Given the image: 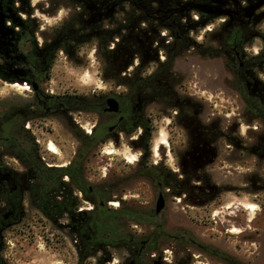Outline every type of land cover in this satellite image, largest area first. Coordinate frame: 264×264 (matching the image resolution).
I'll list each match as a JSON object with an SVG mask.
<instances>
[{
    "label": "rangeland",
    "instance_id": "rangeland-1",
    "mask_svg": "<svg viewBox=\"0 0 264 264\" xmlns=\"http://www.w3.org/2000/svg\"><path fill=\"white\" fill-rule=\"evenodd\" d=\"M49 1L30 0L34 9H37L33 15L44 23V28L53 26L67 13L62 9L60 13L48 16L45 7ZM184 1L189 0H180L178 6ZM207 5L211 6L208 3ZM109 9L112 11V7ZM129 13L128 8H125L123 16L120 17V42L116 47L111 45L115 36L112 39L104 37L99 40H87L80 55L74 58L58 55L50 70L51 80L44 87L48 94L53 92L86 96L112 90L128 96L135 81L140 79L143 85L137 87L141 90V95L156 98L157 104H160L163 94L162 101L168 111L175 107V103L190 101L201 126L199 132L206 134L203 140L207 142L205 145H208L205 147H209L206 149L211 150V155L215 151L211 163L200 168L196 174L201 178L199 185H206L208 189H205V192L209 194H205L202 199L197 198L194 195L196 191L192 189L196 182L192 179L189 183H182L176 177L168 178L167 183L174 186L178 192L175 194L171 189L159 187L155 178L151 180L148 176L137 174L140 168L149 163L161 164L167 173L175 171L176 175L180 174L176 151L184 145L186 133L167 115L163 116L164 119L152 141L153 155L147 159L141 156L143 152L140 147L133 148L124 136L120 137L118 144L114 139L103 148L96 144L83 166L85 180L95 193L89 195L87 204H81V208L92 210L93 203L98 202L97 194L106 193L107 209L123 207L143 214L153 213L160 192L164 197L165 206L159 215L141 225H136L133 221L123 223L125 235L147 237L157 232V229L164 233L157 243L156 250L143 255L142 264H152L156 261L163 264H223L209 254L198 251L189 245L187 240L179 242L175 237L193 238L211 249L236 258L244 255V261L249 264H264V246L260 248L257 244L256 238L259 237L256 234L259 232L254 231L251 225L253 218H260L258 224L264 227V162L260 163L259 158L250 152L246 158H240L238 153L234 154L228 149L227 146H232V143L224 141L223 138L219 141H209L210 137L207 135L212 137V134H231L243 140L250 139L248 143H252L259 133H264V112L261 121L256 117L258 113H251L244 107L234 78L222 57L206 58L189 50L176 57L171 69L167 71L160 64L165 58L163 43L170 42L168 33L163 29L160 32L165 36L161 37L154 58L149 55L144 44L146 40L141 33L137 32L135 43L130 46L127 41L130 30ZM221 13L222 16L214 17L192 9L187 11L186 16L179 13L178 18L183 22L184 18L196 21L201 17L210 22L205 28L203 24L199 33L191 36L201 42L203 35L211 32L213 35L210 45L217 47L222 39V27L219 25H225L221 24L225 13ZM26 15L28 13L24 14ZM111 26L112 23L109 27ZM140 43H143L144 47L138 52ZM258 46L256 40L247 44L244 48L247 57L255 55ZM109 47L114 48L110 54L112 57L106 53ZM136 53L148 64L145 70H130L133 63H139L138 58L133 59L134 62L130 61L131 56ZM153 64H158L159 67L150 76H145L151 71ZM116 65H121L122 69L114 71L113 66L117 67ZM1 67L15 71L16 65L11 62ZM253 73L264 82V70L257 69ZM125 78L129 80L124 81ZM144 79L149 83L145 84ZM252 83L255 86L254 81ZM30 95L28 86L20 85L15 79H3L0 71V121L5 107L16 106L21 100H28ZM97 120V115L93 113L39 120L34 137L39 146L41 160L49 167L67 166L78 150L81 137L94 132ZM209 124H214L215 127L204 130ZM50 144L56 148V152L49 149ZM162 145L166 149V156L159 152ZM8 163L16 166L13 160H8ZM148 170L152 171L149 168ZM211 187H214L215 191H210ZM28 219L33 220V229L23 232L9 230L6 233L3 252L6 264H78L74 238H69L64 231L53 228L40 215L30 214ZM241 231H244L247 240L245 244L240 243ZM258 250L263 251L260 256L255 257ZM128 257L127 248L122 246L118 249H108L105 255L103 252L98 253L84 264H100L98 261L101 258H104L102 264H122Z\"/></svg>",
    "mask_w": 264,
    "mask_h": 264
},
{
    "label": "flooded vegetation",
    "instance_id": "flooded-vegetation-1",
    "mask_svg": "<svg viewBox=\"0 0 264 264\" xmlns=\"http://www.w3.org/2000/svg\"><path fill=\"white\" fill-rule=\"evenodd\" d=\"M179 1L50 0L49 4L45 7L48 16L60 13L62 9L66 10L67 13L53 26L44 28L42 26L44 23L33 15L37 9H34V5H31L30 0H0V66H7L11 62H14L16 65L15 71H13L14 69L8 71L1 67V77L5 80L15 79L20 85L28 86L31 94L28 100H21L16 106L5 107V110L2 111L1 120L3 122H1V128L6 125L12 126L13 123L16 124L17 132L19 133L17 145L19 154L17 158L8 156V147L12 145L10 144L11 139L8 136L9 129H6V131L2 129L0 134V264H6L3 257L6 233L9 230L23 232L33 229V220L28 219V215L30 214L40 215L43 218L40 210L31 202L33 195L29 191L30 167L25 164L26 162L22 153V148L27 144L29 138L36 144V149H39L37 140L34 137V130L37 128L36 123L39 120L49 118L56 119V117L72 116V114H87L83 110L67 112L61 109L60 106L56 107L53 104H49L52 97L76 95L69 93H47V89L44 86L51 80L50 70L55 63L56 57L62 54L73 58L79 56L83 47L86 46L87 40H99L104 37L112 39L115 36L112 39L111 45L116 47L120 42L119 38L121 34L119 20L124 14V9L128 8L130 11V30L127 35L128 43H130V46L133 45L137 32L141 33L146 40L144 44L147 47L149 55L151 58H154L161 37L165 36L161 34L160 30L166 26L167 21H171L174 24L178 18L176 15L179 13L174 15L172 9L174 8L173 6H178ZM198 1L201 0H196L195 2ZM203 1L213 6V15L221 12L225 13L221 24H225L226 27L231 28L238 26L241 29L245 46L254 40L258 42V51L255 55L261 57L258 69L264 70V0ZM109 7H112V11ZM25 13H28V15L24 16ZM110 23L113 26L109 27ZM219 26L222 27L223 25ZM164 31L166 32V30ZM144 44L140 43L138 52L143 49ZM113 49L109 47V50ZM137 58L139 59V63H133V68L130 70L133 71L137 68L145 70L148 64H145L144 60L139 58L137 53L131 56L130 61L134 62L133 59ZM241 58L246 61L249 59L244 49ZM116 66H113L114 71L122 69V67L120 68L121 65ZM129 67L131 68L132 66ZM158 67V64H153V67L150 69L151 71L145 76H150ZM124 70L127 71L126 69ZM250 76L252 80L247 87L251 91L250 96L260 101L259 110L261 111L256 117L262 121L264 82L258 79L254 73ZM253 81L255 86L252 83ZM144 83L148 84L149 81L144 79ZM116 88L118 89L119 87ZM162 95L160 97V104H157L158 100L156 98L142 96L141 90L135 85L131 88L128 96L112 90L100 92L97 97L99 101V110L96 113L98 120L94 128L98 146L99 148H103L111 139H114V142L118 144L120 137L124 136L133 148L140 147L143 152L141 156L147 159L153 155L152 141L164 119L163 116L168 115L172 122L186 133L184 145L176 151L178 172L180 174L176 175L177 172L175 171L167 173L161 164L151 165L149 163L145 164V168L151 170L160 169L163 171L164 177H176L182 183H189L190 179H192L194 183L196 182L192 188L196 191L194 195L202 199L205 194H209L205 192V189L208 188L206 185H199L201 178L196 174L200 168H204L211 163L215 156V151L211 155V150L206 149L209 147H205L208 145H205L207 142L203 140L206 134L199 132L201 126L196 119V110L193 104H190V101L183 100L182 102L175 103V107L171 111H168L166 106H164L165 102L162 101ZM110 99L116 101L117 112L107 111V100ZM244 107L246 108L245 104ZM120 113L125 114V116L114 128H111V124L117 120ZM70 124L73 125L71 121ZM211 127H215V125L209 124L208 127H204V130ZM75 128H77V123ZM263 134L259 133V136L253 139L252 143H248L250 139L243 140L231 134H212V137L209 134L207 135L210 137L209 141H219L223 138L224 141L232 143V146H227L228 149L234 154L238 153L240 158H246L248 152H250L259 158L260 163H263ZM165 150L163 145L159 147V152L161 151L164 156H166ZM75 157L76 153H74L72 160L67 166L73 163ZM8 160H13L16 166L14 167L8 163ZM188 175L192 176L189 177ZM64 180H68L66 176ZM161 182L162 179L160 182H157L159 187H162ZM209 190L215 191L214 187L209 188ZM74 196L78 198L76 209L67 205L62 209L64 211L63 218L52 222L45 219L53 228L64 231L72 239H75L78 233V229L73 226L72 214L81 215L90 211L81 208V204H87V195L84 192L75 191ZM252 221L251 225L254 227V231L259 232L255 234L259 237L256 238V241L261 248L264 246V227L258 224V221H261L260 218H253ZM239 237L240 243L245 244L247 240L244 231L240 232ZM142 243V247L138 251L133 250V247L128 249L129 257L122 264H136V260L142 255V249L145 245L144 241ZM74 244L78 251L83 246L80 243L77 244L76 239L74 240ZM262 251H256L254 256H260ZM229 256V263L234 260L236 264H249L248 261H244V255L241 258ZM153 264L162 263L156 261Z\"/></svg>",
    "mask_w": 264,
    "mask_h": 264
},
{
    "label": "trees",
    "instance_id": "trees-1",
    "mask_svg": "<svg viewBox=\"0 0 264 264\" xmlns=\"http://www.w3.org/2000/svg\"><path fill=\"white\" fill-rule=\"evenodd\" d=\"M207 4V2L201 0L198 2L184 1L179 6H173L174 15L182 13L186 16L189 6L200 8L201 5ZM213 8L212 6H210ZM213 10L211 9V13ZM213 14V13H212ZM178 16V15H176ZM192 16V15H191ZM180 22L178 18L174 24L171 21H167L163 30L168 33L170 42L163 43V52L165 58L160 64L162 67L169 71L172 67L173 61L176 57L180 56L183 52L192 50L197 52L200 56L206 58H219L225 59L227 69L231 72L236 90L244 102L248 111L260 113V101L250 96V89L247 85L251 82V74L254 70L259 68L261 57L253 55L248 57V61L241 58L243 49L245 48V40L243 32L237 27H226L223 25L221 28L222 39L217 47L210 45L211 36L213 34L205 33L201 42L196 41L191 34H197L204 24L205 28L210 22H206L203 18L199 17L198 20L192 18L183 19ZM226 27V29H224ZM228 37V38H227ZM167 41V39H164ZM109 55L111 50L107 51ZM111 56V55H110ZM112 57V56H111ZM241 65V66H240ZM128 81V78L123 79ZM135 85H143L142 80L137 79ZM264 95V94H262ZM98 95H60L52 97L49 104H53L56 107L60 106L61 109L67 112H75L83 110L86 113L96 114L99 110ZM264 112V107L262 108ZM0 121V134L2 129L6 131L9 129L8 136L11 139V146L8 147V156L18 157V136L16 124L12 126L6 125L1 128ZM27 139V137H26ZM31 144V145H30ZM97 137L93 132L91 135H84L80 139V145L76 152V157L73 163L64 168L49 167L41 160L39 149H36V144L32 139H28L27 144L22 148L23 158L25 164L29 165V191L33 195L31 202L35 204L43 218L49 222L59 220L63 218L65 206L70 205L73 209H76L78 205V198L74 196L75 191L84 192L87 198L95 191L92 187L88 186L87 181L83 175V166L86 162L89 152L96 146ZM165 171V170H164ZM140 176H151L150 179L160 182L162 187H166L172 190V193L177 194L175 187L169 185L168 178L164 177L163 171L160 169H153L152 171L147 168H140L137 171ZM155 174V175H154ZM65 176L68 180H64ZM178 185V183H175ZM98 202L95 201L94 208L88 211L86 214H72L73 226L78 229V233L75 236L77 244L83 246L77 250L78 264H84L90 258H94L98 253L106 254L108 249H118L122 246L127 250L134 248L138 251L142 247L144 241V248L142 249V255L137 258L136 264H142V257L144 254H151L156 250L157 243L161 239L164 233L157 229L154 234L147 237H134L132 235H125L123 232V223L133 221L136 225L149 222L150 218L154 217L153 213L143 214L138 211L125 209L120 207L119 209H107L106 202L108 196L98 193ZM102 199V201H101ZM91 200V199H88ZM55 206V208H54ZM132 239V240H131ZM179 242L186 241L189 245L196 248L202 253L209 254L213 259L218 260L223 264H236L234 260L229 263L230 256L211 249L210 247L203 245L193 238L185 239V237H175ZM232 258V257H231ZM104 258L99 259L98 263L102 264ZM153 264V263H152ZM163 264V263H162Z\"/></svg>",
    "mask_w": 264,
    "mask_h": 264
},
{
    "label": "water",
    "instance_id": "water-1",
    "mask_svg": "<svg viewBox=\"0 0 264 264\" xmlns=\"http://www.w3.org/2000/svg\"><path fill=\"white\" fill-rule=\"evenodd\" d=\"M192 9H195V7H192V6H189L188 10H192ZM211 7L207 4H203L200 6V8L196 7V10H198L200 13L202 14H206V15H209V16H214V17H217V16H220L222 15L223 13H218L216 15H213L211 13ZM107 106H108V109L107 111L109 112H117L118 110V107H117V103L115 100L113 99H110V100H107ZM125 116V114L123 113H120L117 120L111 124V128H114L118 122ZM164 206H165V201H164V197L163 195L160 193L158 196H157V199H156V203H155V208H154V211H153V214L154 215H159L160 212L164 209Z\"/></svg>",
    "mask_w": 264,
    "mask_h": 264
},
{
    "label": "bare ground",
    "instance_id": "bare-ground-1",
    "mask_svg": "<svg viewBox=\"0 0 264 264\" xmlns=\"http://www.w3.org/2000/svg\"><path fill=\"white\" fill-rule=\"evenodd\" d=\"M49 149H50L52 152H56V148H55L52 144H50Z\"/></svg>",
    "mask_w": 264,
    "mask_h": 264
}]
</instances>
